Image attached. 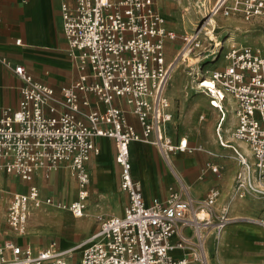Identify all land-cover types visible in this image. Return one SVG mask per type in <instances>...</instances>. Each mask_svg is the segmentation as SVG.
<instances>
[{
    "label": "built area",
    "instance_id": "1",
    "mask_svg": "<svg viewBox=\"0 0 264 264\" xmlns=\"http://www.w3.org/2000/svg\"><path fill=\"white\" fill-rule=\"evenodd\" d=\"M60 11L77 78L58 96L22 66L12 67L0 58V64L23 83L17 107L0 106V214L17 236L26 233L30 206L55 207L75 219L84 215L90 181L86 165L98 154V138L114 142L120 188L128 204L122 216L101 220L88 239L66 251L58 250L54 242L34 250L5 240L0 243V264H207L204 240L210 233L218 238L230 222L226 208L215 211L219 190L211 188L196 201L182 198L181 188L170 190L163 200L146 203L141 184L131 175L132 143L153 146L167 165L172 154L196 151L185 138L173 141L165 131L172 120L165 96L172 66L166 61V45L175 41L176 34L167 29L157 1L60 0ZM210 12L213 17L237 15L251 21L264 18V0H215ZM203 33L180 35L182 48L176 58L198 49ZM223 57V67L197 76L194 91L208 97L218 112L216 137L223 148L226 144L219 132L227 119L225 105H234L236 127L231 136L246 145L249 156L233 149L243 167L233 196L264 200V53L230 45ZM90 95L96 97L95 108H90ZM129 115L135 117L139 132L128 122ZM63 167L78 188L77 199L70 204L42 198L35 185L24 193L1 185L6 177L30 184L38 173L48 180ZM208 169L218 173L216 166ZM184 229L191 230L192 238L183 234ZM175 250H183L184 255L174 259Z\"/></svg>",
    "mask_w": 264,
    "mask_h": 264
},
{
    "label": "crops",
    "instance_id": "2",
    "mask_svg": "<svg viewBox=\"0 0 264 264\" xmlns=\"http://www.w3.org/2000/svg\"><path fill=\"white\" fill-rule=\"evenodd\" d=\"M0 58L7 60L12 67L22 66L34 81L53 88L57 96L61 88L70 86L76 80L77 72L69 59L67 44L63 36L60 0H0ZM22 85L23 83L11 71L0 64V106L16 108L19 101V88ZM166 98L170 105L169 112L172 115V120L165 126L166 134L173 141L185 138L187 144L190 147L196 148V151L186 154H172L169 156V164L167 165L157 149L153 146L143 143H132L129 147L131 175L134 180L141 184L144 201L150 203L154 199L163 200L167 198L170 190L177 191L181 188L185 190L181 194L182 198L189 197L197 201L202 200L209 189L216 188L219 190L220 187L222 190V194H220L223 198L221 200L219 199L220 204L218 207L220 208L218 209L217 206L214 208L216 213H219L223 208H226L228 211L229 207L222 206L226 198L225 194L227 189L225 186H227V180L223 179L218 181L214 179L215 174L208 167H219V162H209L208 157L203 153L202 149V143L206 144L207 147H212V145H210L209 141L203 140V137H200V139L193 138L191 140L185 131L181 132L177 128L173 101L167 96ZM89 100L91 102L90 108H95L96 97L90 95ZM97 107L103 109L102 106ZM195 108V111L200 108H208L213 114L208 127H205V132L208 130L210 132L213 131L217 142L216 125L219 118L218 112L210 105L202 106L200 104ZM201 117L204 118L203 116ZM128 122L137 132L140 131L135 117L129 115ZM222 126L224 128L223 124ZM219 134L220 136L222 134L221 137H223L224 129ZM226 142L225 140L223 141V143ZM95 145L98 149V154L92 155L86 165L90 178L87 186L88 196L84 212L86 216L84 217L83 215L81 218L73 219L75 221H82L92 214L94 217H98L97 221H95L96 218H93L81 233H77L78 231L76 232L73 229L70 240L62 239L60 243L56 240H51L48 244L42 245L33 238L37 234L60 235L63 230V221L67 218L66 213L70 214L69 212L43 205L41 207H44L42 213L49 214L55 218L53 226L48 231H41L31 229L26 223V233L22 236H17L9 230L1 212L0 243L10 239L20 246H29L34 250H41L47 248L54 242L58 250L66 251L80 245L88 239L98 229L101 220L112 216L120 217L123 215L128 204V198L127 194L120 188V169L115 161L114 142L109 138H98L95 140ZM230 149L234 153L233 149L236 150L237 148L233 146ZM67 173H69V176L72 177L76 185V194L74 199H72V195L64 201H59L63 204L74 202L77 199L78 192L77 184L73 176L69 171ZM59 174L60 170L53 173L48 180H45L38 173L30 184L20 182L13 177H6L1 185L7 191L21 193L26 192L28 186L35 185L39 189L42 198H50L43 196V188L37 182H49L52 179L54 182ZM66 177L68 178V176ZM12 186H15L13 190ZM233 198L235 202L229 210L232 212H235L236 209L241 210L237 204L244 198L238 199L235 196ZM87 200L89 201V205L87 204ZM262 223L264 224V221ZM183 234L185 236L191 235L192 238V233L189 229H184ZM226 234L228 233L225 232L224 236ZM80 237L82 238L79 239ZM210 237H213L214 242L215 237L213 233H210L203 242V250L207 264H213L210 257V247L213 243L208 244ZM73 238L75 240H72ZM176 241L177 237H174L172 242L176 243ZM171 255L174 259H179L184 255V251L175 250Z\"/></svg>",
    "mask_w": 264,
    "mask_h": 264
},
{
    "label": "rangeland",
    "instance_id": "3",
    "mask_svg": "<svg viewBox=\"0 0 264 264\" xmlns=\"http://www.w3.org/2000/svg\"><path fill=\"white\" fill-rule=\"evenodd\" d=\"M156 1L158 9L165 17L167 28L176 34L175 41L166 45V61L172 63V65L177 64V66L170 71L171 77L165 88L166 96L173 101L176 126L181 132L185 131L191 140L203 137V140L209 141L212 145V147H207L206 144L202 143L203 153L208 157L209 162H219L218 173L215 174L214 179L218 181L227 180V186H225L227 189L226 198L222 206L231 209L230 207L235 202L232 196L233 184L237 173L243 171V167L231 151L232 149L220 147L219 143L216 142L213 131L208 130L205 132V127H208L213 114L208 108H200L195 111V107L200 104L211 106L208 103L209 98L194 91L197 82L195 71L200 69L201 73L209 74L212 70L223 67L225 64L223 56L227 52L229 38L232 39L231 45H246L258 48L264 53V18L245 21L237 15L228 18L220 15L213 17L210 15V11L215 4V0ZM205 19H212L213 24L208 29L212 30L213 28L212 32H214L216 41H211L210 37L201 34L198 49L188 54L187 61L183 62L181 58H176L182 48L180 35L190 34L198 28L201 29ZM215 25L217 28L214 31ZM225 108L227 109V119L223 123V141H227L226 143L229 146L236 147L243 156H248L240 143L235 142L231 136L236 126L235 107L228 102ZM67 171V168L63 167L54 182L53 179L49 182H37L43 188L42 194L44 197L53 198L58 202L64 201L72 195V199L75 198L76 185ZM14 188L15 186H12V190ZM219 192L222 194L220 187ZM222 198L221 196L220 200ZM220 200L215 205L218 209L220 208L218 207ZM87 204L89 205L88 200ZM237 206L241 210L236 209L235 212H232L228 209L227 214L230 222H228L226 228L222 229L221 235L215 238L214 242L213 237L208 239V244L213 243L210 247L211 262L213 264H264V226L262 225V221H264V200L258 196H247L238 202ZM43 208L29 207L28 227L48 231L53 226L55 218L49 214H43ZM66 214L67 218L63 221V230L60 235L37 234L33 239L42 245L48 244L51 240H56L58 243L62 239L70 240L73 229L76 232L78 231L77 233H81L89 222L96 218L90 214L87 218H84L86 216L84 215L82 221H75L70 214ZM97 218L95 221H97ZM256 220L262 224L255 223ZM225 232L228 233L226 235L229 238L226 235L224 236ZM227 239L229 240L227 241Z\"/></svg>",
    "mask_w": 264,
    "mask_h": 264
},
{
    "label": "bare ground",
    "instance_id": "4",
    "mask_svg": "<svg viewBox=\"0 0 264 264\" xmlns=\"http://www.w3.org/2000/svg\"><path fill=\"white\" fill-rule=\"evenodd\" d=\"M203 3V2H202ZM211 18V17H210ZM213 24V21H212V19H210V20H207V19H205V22H204V24H203V27L201 28V29H197V32L198 31H204V33L202 34L203 36H208V37H210V39H211V41H216V37L214 36V32H212L213 31V28H212V30L211 29H208L211 25ZM213 27V26H212ZM216 28H217V26L215 25V28H214V31L216 30ZM231 38H229L228 39V41H227V46H230L231 45ZM180 55H181V53H180ZM187 54H183V56L181 55V61H183V62H185V61H187ZM177 66V64L175 65V64H173L172 66H171V70H173L175 67ZM196 73H197V76H199V75H201V71H200V69H198L197 71H195ZM173 76V75H172ZM170 75H169V78H168V80H170ZM205 85L207 86V87H209V82L208 81H206V83H205ZM166 88V87H165ZM239 143H241V142H239ZM226 144V146H227V148H233V146H229L228 145V143H225ZM244 144V143H243ZM245 145V144H244ZM240 146L241 147H243V149H244V151H245V153H247V155H248V153H249V151H248V149H246L245 148V146H243L242 144H240ZM237 150V149H236ZM237 151H239V150H237ZM239 153L241 154V152L239 151ZM235 154V153H234ZM244 158H245V156H243ZM83 216V215H82ZM82 216H80V217H78V218H81ZM240 219V218H239ZM255 223L257 222V223H260V221H258V220H256V221H254ZM260 224H262V223H260ZM263 226H264V224H262Z\"/></svg>",
    "mask_w": 264,
    "mask_h": 264
}]
</instances>
